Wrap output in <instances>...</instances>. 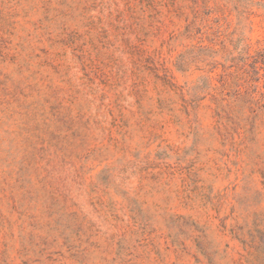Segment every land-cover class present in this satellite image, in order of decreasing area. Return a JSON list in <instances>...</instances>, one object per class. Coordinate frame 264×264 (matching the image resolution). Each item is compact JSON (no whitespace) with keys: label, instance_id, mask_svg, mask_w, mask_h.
<instances>
[{"label":"rangeland","instance_id":"1","mask_svg":"<svg viewBox=\"0 0 264 264\" xmlns=\"http://www.w3.org/2000/svg\"><path fill=\"white\" fill-rule=\"evenodd\" d=\"M0 264H264V0H0Z\"/></svg>","mask_w":264,"mask_h":264}]
</instances>
